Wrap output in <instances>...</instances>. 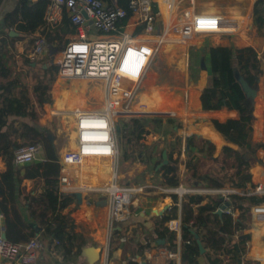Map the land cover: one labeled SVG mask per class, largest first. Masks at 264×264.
<instances>
[{"label": "trees", "instance_id": "16d2710c", "mask_svg": "<svg viewBox=\"0 0 264 264\" xmlns=\"http://www.w3.org/2000/svg\"><path fill=\"white\" fill-rule=\"evenodd\" d=\"M129 0H118L119 7L128 10ZM47 0H17L16 8L3 15L5 28L8 30L0 39V159L4 163V171L0 173V212L3 216L5 239L11 243H23L31 237L38 236L45 251L48 253L45 264H79L83 250L90 246V240L74 232V222L63 210L67 208L72 197L59 195L56 185L59 174V165L53 146L55 121L49 123V130L36 127L30 117L34 108L31 95L38 100L46 99L50 91V83L57 73V65L51 61L53 56L62 51L67 43L66 37L73 31L64 18L54 30L42 32L45 35L46 47H50L53 54L47 51V57L42 65L32 67L34 61L23 58L22 67L25 71L17 72L14 69L13 54L17 41L28 39V44L34 40V33L44 26V12ZM156 10V8H154ZM136 15L130 20V25L136 21ZM126 19L121 21L124 25ZM252 25L257 37L264 41V0H256L252 9ZM11 30V31H10ZM16 33V36H11ZM209 56V83L201 91L199 101L203 112H217L227 110L241 113L239 121L234 119L211 120L214 129L221 135L226 145H223L215 156V146L208 140L198 136L183 139L172 134V142L166 149V162L163 151L153 156L152 149L157 144L145 145L142 138L146 135H158L165 131L164 123L170 125L171 132L178 124L171 118L142 117L124 118L118 121L116 133L119 154L124 160L143 165L152 164V170L161 173L165 187L177 188L180 184L179 168H184L182 184L197 189L222 190L233 188L238 177L237 153L227 144L237 143L239 151H243L244 134L247 130L248 117L251 106L247 101L240 82L239 64L235 49L228 46L207 47ZM238 58L241 66V77L246 81L248 55L246 49H239ZM256 64L251 65V72L256 71ZM264 71V70H263ZM260 72V71H259ZM254 78L256 74L251 73ZM28 78V84L23 79ZM53 81L52 85L55 83ZM159 95L163 96L161 92ZM259 96L255 101V117L259 119L261 129L264 123V114L260 112ZM162 102V101H161ZM51 103V100L49 104ZM47 104V103H46ZM173 105V104H171ZM169 106V105H167ZM54 133V132H53ZM220 137L216 136L215 141ZM40 145V160L24 167H15L13 164L16 149L31 145ZM260 146H255L257 149ZM195 149V152L192 151ZM176 154L173 159L172 155ZM185 159L180 162L181 154ZM254 153V151H252ZM155 157V158H154ZM156 159V160H155ZM259 164H264L260 163ZM24 180L33 183L30 191L26 192L22 185ZM173 202L178 203V197L171 194ZM206 202L204 204L203 201ZM264 199V198H263ZM256 197L231 196V210L237 211L241 220L235 221L230 214L218 215L216 211L224 204L219 194H185L181 198V264H198L200 250L199 240L208 264H219L220 255H230L238 252L241 243L247 242L249 236L234 242L239 223L247 229L249 224V206L261 202ZM176 206L169 209L162 217L154 218V235L156 240L168 238V248L175 252V233L169 232L163 224L175 217ZM189 222H192L189 225ZM38 229V233H36ZM203 231V234H201ZM201 235V236H200ZM133 238L125 245L123 252L131 255L141 252L145 245L134 243ZM135 242V241H134ZM58 256L54 258L51 254ZM49 261V262H48ZM133 264V263H130Z\"/></svg>", "mask_w": 264, "mask_h": 264}, {"label": "built area", "instance_id": "2783aa9c", "mask_svg": "<svg viewBox=\"0 0 264 264\" xmlns=\"http://www.w3.org/2000/svg\"><path fill=\"white\" fill-rule=\"evenodd\" d=\"M195 1L189 0V9L183 11L178 1L176 5L166 2L171 8V15L179 13L180 18L179 26L170 28L163 21L161 5L156 0H129L127 7L131 11L130 17L127 16V10L118 6V0H47L44 26L38 29L39 33L34 35L33 42L27 47V58L38 60L47 50L41 32L57 28L65 18L73 33L58 54L56 78L67 82L87 81L103 91V102L99 108H76L67 112L65 106H52L47 102L44 112L72 122L70 133L74 146L57 157L63 170L78 168L80 174H89L95 168L94 162L106 164L113 170L112 179L102 188L76 187L67 172H60L56 185L59 195L98 192L107 196L104 225L106 253L101 264H170L171 260L180 264V253L157 245L150 237L144 238V249L132 256L115 258L109 253L111 243H115L116 250L122 251L132 236L126 223L131 216V206L136 196L142 192L141 188L122 187L117 183L119 149L116 124L120 119L142 118L150 114L147 113L148 106L145 99L141 98V93L155 56L159 48L167 43L171 29L177 34L174 35L177 42L181 43L198 36L234 37L245 27L240 20L228 16L198 13ZM135 15L137 19L130 31L128 21ZM124 19L126 23L122 25ZM261 63L264 64V59ZM255 96H259V107L264 114V90L262 94L255 91L252 100L249 95L248 102L252 111L256 108ZM246 151H238L243 164L246 163ZM37 160H40L38 144L22 146L14 152L15 167H24ZM203 191L219 194L224 204L229 205L231 196L237 195L233 188ZM174 193L182 196L185 191L179 188ZM250 194L264 196V185H254L252 190L244 192L242 196ZM222 213L231 214V208L227 207ZM250 214L253 222L264 224L263 203L251 206ZM163 225L169 232L179 233L182 224L180 220L170 219ZM125 227H128L127 230ZM3 235L4 225L0 216V264H37L41 252L45 251L38 236L23 243H11ZM179 243L180 246L184 244L183 241ZM51 255L58 259L55 254Z\"/></svg>", "mask_w": 264, "mask_h": 264}, {"label": "crops", "instance_id": "0c3cea01", "mask_svg": "<svg viewBox=\"0 0 264 264\" xmlns=\"http://www.w3.org/2000/svg\"><path fill=\"white\" fill-rule=\"evenodd\" d=\"M235 1V0H233ZM237 3L239 4V8L237 11L234 10L236 7L230 9V12H222L221 10L217 9H213L214 11H208L207 9H196L198 11V13H203V14H213V15H223V16H228L232 19H238L242 22V24L245 26L241 32L236 35L240 38L241 34L244 33L245 31L247 32L248 30H250L252 25V9H253V5L255 3L256 0H236ZM31 2L35 3L37 1L35 0H31ZM158 2V1H156ZM214 4V3H212ZM17 6V0H0V39L2 38V36L4 35V32L8 31L5 26H4V22H3V15L5 13L11 12L13 11ZM242 9V10H241ZM248 10V11H247ZM242 11V12H241ZM247 12V13H246ZM231 13V14H229ZM228 14V15H227ZM132 18V17H131ZM128 21V28L132 29V26L130 25V20ZM163 21L165 22V24L170 20H167L165 18H162ZM170 19V17H169ZM170 28H172L173 21L168 24ZM54 30V29H52ZM11 31V30H10ZM51 31V30H49ZM48 32V31H45ZM39 33L38 30L34 33L37 34ZM14 34L13 36H16V33H12ZM44 34V33H43ZM41 32V35H43ZM33 35V38H34ZM45 37V35H43ZM69 36L66 37V40L68 39ZM198 38V37H195ZM212 39V43L210 45L208 44H201L200 41H198V39H194L195 42H192L193 44L188 46L187 49H189V58L191 60V64H192V68L195 72V74L198 76L197 79V84H200V88L198 90V93L195 95L194 92H192L190 94V99L192 102V107L193 109H195L194 107L196 106V109L198 108L200 111V101H199V97L201 94V91L206 87V82H207V78L209 76V56L207 53V47L212 46H228V47H233L235 49V54L238 55V51L239 49H243L245 48V45H242V42L239 43V45L241 44V46L238 45V49H236V43H235V36L234 37H223V36H211ZM242 41V39L240 40ZM173 42H175V45L178 44L177 40L174 39ZM222 42V43H221ZM29 46L28 44V39H24L21 41H17L14 45V51H12L13 54V61H14V69L17 72H21V71H25V68L22 67V63H23V58L26 57V50L27 47ZM47 50L45 51V53H43L41 56L44 57L46 55L47 57ZM237 57V56H236ZM238 58V57H237ZM41 59V58H40ZM43 59V58H42ZM30 60V59H29ZM239 60V58H238ZM34 61V63L31 65L32 67H35V65L38 67L40 65H42V63L45 61L42 60L39 63H36L35 60H31ZM39 61V60H38ZM51 61L53 62V60L51 59ZM238 64L239 61H238ZM191 67V66H190ZM241 67L239 66V69ZM264 66L260 68V75L258 77V87L256 88L257 91L260 90V94H262L263 90H264ZM240 71V70H239ZM150 73V72H149ZM151 75V73L149 74ZM56 79L55 83L52 85L53 81ZM242 80L243 77H241ZM147 80V78H146ZM23 81H25L28 84V78L25 77L23 79ZM77 81V82H75ZM245 81V80H244ZM246 82V81H245ZM80 85H79V84ZM87 83L86 81H82V80H74L73 82H67L64 81L62 79L56 78V76L53 78V80L50 83V91L49 94L47 96L46 99L43 98H39L38 100H36L35 97H33V95H31V101L34 104V108L32 111V115L30 117V120L32 121V123L43 130H49L48 126L49 123L52 121H55V126H54V131H52L53 135V146H54V150L56 153V156L58 157L59 155L63 154L65 151L69 150V148H73L74 146V142L72 141V135H71V131H72V122L70 119H59L56 117H52L48 114H44L45 112V108H46V103L50 102L51 100V105L53 104V93L55 90L57 89H65L67 90L69 93L71 94H75L80 96L79 94L82 93L86 88L87 85L85 87V84ZM88 84V83H87ZM84 87V89H80V86ZM145 85V84H144ZM88 86H92V85H88ZM96 89V90H102L99 86L93 85L92 86V90ZM144 90H145V86H144ZM80 92V93H79ZM103 92V91H102ZM160 91H156L152 94H146L145 91H143L141 93V98L144 99V97H148L149 99H151V104H152V111L153 114H174V116H170V117H176L179 122H178V127L174 129V132H170V141L168 143L172 142V134H176L178 136H180L183 141H185L186 139L190 138L191 136H198L201 137L202 139L208 140L209 142H211L212 144H214L216 150H215V156L218 154L220 148L223 145H226V143L224 142L223 138L221 137V135L214 129V127L211 124V120L216 119V118H220L217 116H213V114H221L223 112L229 113V114H233L232 117H226V118H220V121H223L225 119H233L234 116L236 115V113L238 112H229L227 110H223V111H217V112H203L202 113H196V112H192L189 110V106H187V104L182 105V107L180 108L181 105V100H180V96H173V97H164L159 95ZM89 95L91 96V91L89 92ZM89 96V97H90ZM96 95H94L95 97ZM143 96V97H142ZM257 97V96H256ZM256 99V98H255ZM97 100V99H96ZM162 101V102H161ZM103 102V93H102V97L99 100V105L98 107L92 108V109H96L99 108L101 106ZM85 104L88 105L87 100L85 101ZM173 104V105H171ZM169 105V106H167ZM83 109H88V106L86 108ZM260 112H261V108H260ZM252 114L255 117V110H253ZM147 118V117H146ZM150 118V117H149ZM198 118H203V120H201L200 122H196L193 124V120L198 119ZM205 119V120H204ZM210 119V120H209ZM257 118L255 117V120ZM259 122V119H257L254 127H253V132H250L249 136H248V142H250L253 146H260L258 147L259 149V157L258 159L260 160H255L252 159L248 164H243L241 162L240 156H239V148H238V144L241 141V137H239L237 143L233 144H227L230 148H232L236 153H237V158H238V168H237V173H238V177L236 180V184L233 187V189L236 190L237 192V196H241V197H245L242 196V194L244 192H248L250 190H252L253 186L255 185V181H254V173L253 170H255V174H258V169L261 168L262 166H264V164H259L260 163H264V131L261 129V126ZM118 123V122H117ZM264 125V123H263ZM117 126V124H116ZM248 127V125H247ZM263 131V132H262ZM240 134V132H239ZM157 135H153V134H149L146 135L142 138V143L145 145H150L152 143H154L155 139H156ZM219 136L220 140L219 141H215V137ZM66 138V140L68 141V145H61L62 142V138ZM61 140V141H60ZM63 144V143H62ZM219 144V145H217ZM162 147V144L158 143L156 146L153 147L152 149V154L153 156H156L157 152L162 151L165 149V154H166V149L168 148V145L166 143V148L159 150L158 148ZM163 148V147H162ZM119 149V147H118ZM243 150H246L243 148ZM249 150V149H247ZM193 152H195V149H192ZM251 152V150H249ZM240 152V151H239ZM251 154L253 155V153L251 152ZM155 158V157H154ZM172 158L175 159L176 158V154L174 153L172 155ZM254 158V155H253ZM185 159V155L182 153L180 156V162H182ZM156 160V159H155ZM38 161V160H37ZM124 164L125 166H130L131 167H137L139 164L140 166H142V168L146 165H143L141 163H136V162H131L130 159H126L124 160L122 156L118 157V161H117V165H116V173H117V183L119 185H121V181L124 177V173L122 170H120V166L121 163ZM58 163V162H57ZM94 166L93 167V171L90 172L89 174H80L78 168H67L64 169L59 165V174L60 172H67L70 175V179L72 181V184L74 186H86L89 188H102L103 186L107 185L110 180L112 179V169L109 168L108 165L103 164V163H98V162H94ZM242 166V167H241ZM264 168V167H263ZM5 167H4V163L3 161L0 159V173H2L4 171ZM153 171V170H152ZM154 172V171H153ZM107 173V174H105ZM58 174V175H59ZM161 174V173H160ZM184 174V168L182 165H180L179 168V179H180V184L177 188H171V187H165L162 185V183L164 182L163 178L161 177V191L166 194H168L167 196L164 197V199L162 200V198L160 200H162L161 203H159V208L158 209H150L145 210L142 209V207L139 205V197H154L156 195H158V192H155L154 188H152V186H147L146 188H152L153 190H146V193H142L136 196V200L133 202L132 204V208H131V216L128 220V222L126 223L130 228L131 232H132V236L129 238L127 244L130 243L131 238H135L134 241H132L134 243V245H136V243H141L143 245V240L145 237H150L157 245H161V246H166L168 247V238H166L165 240H156L155 241V235H154V226H153V221L154 218L158 217H162L163 215H165L166 213H168L169 209L173 208L174 206H176V212H175V217H173L172 219L174 220H180L181 224H182V215H181V206H180V202H181V198L185 195V194H201V195H208L209 193H206L205 191H203V189H197V188H192L189 187L187 185L182 184V177ZM248 175L249 180L246 178V176ZM58 178V177H57ZM250 184H252L250 186ZM262 184V183H261ZM22 185L24 186L26 192L30 191L32 188L33 183L28 181V180H24ZM150 185V184H149ZM179 188H182L185 193L180 196L179 194L174 193V190H177ZM197 190H201L200 192H197ZM162 192H160V194H163ZM171 194L176 195L178 197V203L173 202V200L171 199ZM81 195V200L80 202H78V200L76 199V197L74 195H69L71 196L72 202L71 204L65 208L63 210V214L68 215L74 222V232L76 234H80L85 238H88L90 240V246L86 247L83 252H82V257L79 259V264H92V262H94V264H101V262L103 261V259L105 258V230H104V225H105V221H106V216H107V204H108V198L105 194L103 193H91V194H80ZM254 195L250 194L247 197H252ZM254 197H256L257 199H261L262 201L257 203V204H261L264 203V196H260L257 197V195H255ZM231 200V198H230ZM206 202L203 201L202 204H204ZM231 204V201H230ZM256 205V204H255ZM253 206V205H252ZM230 207V205L228 206V208ZM250 208L251 205L249 206V224H248V228L244 229L242 223H239V226L237 228V231L235 233V235L233 236V240L234 242H240V238L242 236L248 235L250 238L247 242L241 243L240 249L238 252H233L230 255H220V261L219 264H264V224L262 222L259 223H255L251 220V214H250ZM224 214V213H222ZM232 218L235 221H238L239 219L241 220L242 218L240 217L241 215L237 212V211H232L231 210V214ZM0 216H2L1 212H0ZM2 220H3V216H2ZM170 220V219H169ZM260 224V225H259ZM260 226H262L261 230ZM164 227V225H163ZM182 227V225H181ZM128 227H125V230H127ZM36 233H38V229H36ZM201 231V230H200ZM137 232V234H140L138 237L134 236V233ZM203 234V231H201ZM141 234H143L144 236H142ZM201 236V235H200ZM175 244H176V251L174 253H180V257H181V246L179 241L181 240V229L179 233H175ZM32 238V237H31ZM163 242V243H161ZM126 244V245H127ZM116 245L115 243H111L110 247H109V253L113 254L114 257L116 258H126L128 256H132L129 252H123V249L125 246L122 247V251H118L116 250ZM93 248V250L88 251L87 249ZM207 251L204 250L203 254H200V257L198 258V264H208V261L206 259V257L204 256V253H206ZM137 254V253H135ZM177 263L174 260L170 261V264H175ZM181 264V261H180Z\"/></svg>", "mask_w": 264, "mask_h": 264}, {"label": "rangeland", "instance_id": "374dc122", "mask_svg": "<svg viewBox=\"0 0 264 264\" xmlns=\"http://www.w3.org/2000/svg\"><path fill=\"white\" fill-rule=\"evenodd\" d=\"M177 1L181 5L180 6L181 11L189 9V7H190L188 4L189 0H177ZM212 3H214V4H212ZM195 6L197 9H207L208 11H214L213 9L218 8L222 12H226V11L230 12L231 11L230 9H232L234 7H236L234 9L236 11L238 9H240L239 4L237 3L236 0L235 1H233V0H196ZM179 12H180V10H179ZM229 14H231V13H229ZM178 15H179V13L177 15H176V13H175V15H173V24L174 25H172V27H174V28H177L179 26V23H180V18ZM174 35H177V34L175 33V31H173L171 29L170 36H169L167 43L165 42V44L159 48V52L155 56L154 62L151 66V70L149 71L151 73V75H149L150 73H148L147 80L145 81V85H144L145 90L144 91L146 92V94H148V93L152 94L156 91H160L162 94H164L165 98L178 95V96H180V100H181L180 108L182 107V105L187 104V106H189L190 111L196 112V113H202L198 108L196 109V106L194 107L195 109H193L192 102L190 99V94L192 92H194L196 95L201 86H200V84H197L198 76L195 74V72L192 68L191 60L189 58V49H187V48H188V46L192 45L193 44L192 42H195L196 39H198V41H200L201 44L210 45L212 43V40H210V39H212V38H211V36H198V38H190V39L185 40L184 42H181V43L178 42V44L175 45V42H173V40L174 39L177 40V38ZM235 37L236 38H234V39L236 40L235 41L236 49H238L239 43L242 42V45H245L246 53L248 55V66L246 69L247 80L245 82L244 87H245V90L247 92V97L249 99V95H250L251 90H255L258 94L260 93V90L257 91L256 88L259 85L258 84V82H259L258 77L260 75V73H259L260 68H261V66L262 67L264 66V64L261 63V60L264 59V41L255 35L253 26H251L250 30H248L247 32L245 31L244 33H242L240 38L238 36H235ZM194 39H195V41H194ZM241 39H242V41H240ZM239 46H241V44ZM58 54H56L52 58V60L55 64H56V60L58 59ZM236 56L238 57V55H236ZM45 58H46V55L44 57H42V56L38 57L39 61L36 60V63H39L40 61L44 60ZM237 60H238V58H237ZM239 63H240V61H239ZM253 63L256 64L257 69H256V71L251 72L250 68H251V65ZM239 66H240V64H239ZM35 67H37V66L35 65ZM239 70H240L239 71V82H241V68ZM251 73L256 74V76L253 78L251 76ZM209 76L207 78L206 84L209 83V80H210ZM75 82H77V81H75ZM87 83L86 84L84 83L85 87L87 85V88L82 93L79 92L80 93L79 97L81 99H83L84 102L87 100L88 105H89L88 109H92V108L98 107L99 100L101 99L103 92L100 89H99L100 91L96 90V89L92 90V86L94 84L89 83V82H87ZM88 85H92V86H88ZM81 89H84L83 85L80 86L79 91ZM90 91H91V96L89 95ZM94 95H96V96L94 97ZM79 105H82V102ZM252 112L253 111L251 110V113L249 114V117H248L247 130L245 133H243L244 134L243 148L249 149V150H251V152L254 151V153H253L254 159L257 160L259 157V149L258 148L255 149V146H253L250 142H248V136H249L250 132H253V127L257 121V119L255 120V117L252 114ZM162 118H165V119L171 118V120H173L177 124L179 122V120L176 117H162ZM240 118H241V113H236V115L234 116L233 119L239 121V132L241 133L240 136H242V132L240 130V126H241L240 125ZM216 119L220 120V118H216ZM201 120H203V118L195 119L192 122L194 124L196 122H200ZM164 128H165V131L161 134H158L156 136L155 141H154L155 144H158V143L162 144L163 148L159 147L158 148L159 150L166 148V143L168 144V142L170 141V135L169 134L171 132L170 130L172 127L170 125H166L164 123ZM262 130L264 131V129H262ZM118 132H119V129L116 127V133H118ZM52 135H53V133H51V136ZM61 140H62V142H61L62 146L68 145V141L66 140V138L63 137ZM217 145H219V144H217ZM241 152H242V150H241ZM163 154H165V152H163ZM258 160H260V159H258ZM120 163H121L120 170H122L124 173V177L121 181V186L122 187L141 188L142 192L140 194L146 193V190H153L152 188H154L155 192H158L157 193L158 195H156L154 197H149V198L140 196L139 197V205L142 207V209H145L148 211L150 209H158L160 207L159 203H161L162 200L164 199V197L168 195L165 192L163 193L161 191V188H160L161 186H159V185H161L160 183L162 182L161 177H160L161 174L152 171V169H151L152 164H148L142 168V166H140V164L137 167H134V166L131 167V165L127 167L124 164H122V162H120ZM263 167L264 166H262L261 168H259L257 170L258 171L257 175L255 174L256 169L253 170V173H254L253 177H254L255 185H261V183L264 185V168ZM105 174H107V173H105ZM246 178L249 180L248 175L246 176ZM251 185L252 184H250V186ZM147 186H152V188H146ZM160 192H162L163 194H160ZM257 197H260V195H257ZM161 198H162V200H160ZM139 235L140 234H137V232L134 233L135 237H138ZM141 235L144 236L143 234H141ZM87 250L91 251V250H93V248H90ZM47 258L49 259L48 253L46 251H42L37 264H45V262L47 261Z\"/></svg>", "mask_w": 264, "mask_h": 264}, {"label": "bare ground", "instance_id": "6f19581e", "mask_svg": "<svg viewBox=\"0 0 264 264\" xmlns=\"http://www.w3.org/2000/svg\"><path fill=\"white\" fill-rule=\"evenodd\" d=\"M156 1H158L161 5V10H162V13L164 15V18L167 20H170L169 22L171 23L173 21V15H171V8L166 4V2H169L170 4L173 3L174 5H176L177 0H156ZM174 8H175V6H174ZM169 17H170V19H169ZM170 23H168V24H170ZM240 85H241L245 95L247 96V92H246L245 87H244L245 81L241 79ZM255 98H256V96H255ZM144 99H145L147 106H148L147 107V113L153 114V111L151 109L152 108L151 99H149L148 97H144ZM81 102H82V105H79V104H81ZM84 103L85 102L83 101V99H81L78 95L71 94L63 88L57 89L53 93V104H52V106H65L68 110L67 112H70L71 110L76 109V108L77 109H83V108L89 106V105H86ZM261 228H262V226H260L259 230H261Z\"/></svg>", "mask_w": 264, "mask_h": 264}, {"label": "water", "instance_id": "95a60500", "mask_svg": "<svg viewBox=\"0 0 264 264\" xmlns=\"http://www.w3.org/2000/svg\"><path fill=\"white\" fill-rule=\"evenodd\" d=\"M83 15H84V14H83ZM10 35L13 36L14 34L11 33ZM48 50H49V54L52 55V54H53V51L51 50L50 47H48ZM254 94H255V91H254V90H251V92H250V100L253 99ZM170 116H174V114H148L146 117H170ZM213 116H217V117H220V118H226V117H232L233 114H229V113L223 112V113H221V114H213ZM50 136H51V134H50ZM51 137H52V136H51ZM52 138H53V137H52ZM252 158H253V155L251 154V152H250L249 150H247L246 153H245V162H246V164H248V163L252 160ZM163 159H164V161L166 162V160H165V159H166V154H163ZM75 197H76V199L78 200V202H80V200H81V195H80V194H76ZM263 204H264V203H263ZM228 206H229V204H227V203L224 204V205H222V206L220 207V209L216 211V213H217L218 215H221L222 212H223ZM3 238H5V234L3 235ZM161 243H163V242H161ZM197 244H198V247H199V250H200V254H203L204 249H203L202 245L200 244L199 240L197 241ZM92 264H94V262H92ZM142 264H144V263H142Z\"/></svg>", "mask_w": 264, "mask_h": 264}]
</instances>
